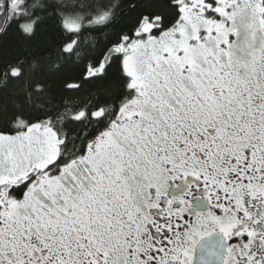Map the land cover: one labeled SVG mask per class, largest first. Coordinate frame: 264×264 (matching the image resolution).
I'll return each instance as SVG.
<instances>
[{
    "label": "snow or ice",
    "instance_id": "1",
    "mask_svg": "<svg viewBox=\"0 0 264 264\" xmlns=\"http://www.w3.org/2000/svg\"><path fill=\"white\" fill-rule=\"evenodd\" d=\"M0 264H264V0H0Z\"/></svg>",
    "mask_w": 264,
    "mask_h": 264
}]
</instances>
